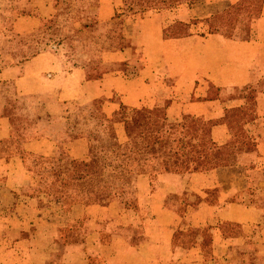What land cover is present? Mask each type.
<instances>
[{
    "label": "crops",
    "instance_id": "1",
    "mask_svg": "<svg viewBox=\"0 0 264 264\" xmlns=\"http://www.w3.org/2000/svg\"><path fill=\"white\" fill-rule=\"evenodd\" d=\"M113 1L99 0L97 18L100 23L123 21L124 48L104 52L99 60L92 50L100 45L91 39V50L77 53L74 60H63L47 50L0 69V82L11 83L19 97L45 100L35 117L34 102L20 109L8 106L0 96V213L11 209L14 223L23 226L19 220L23 217L27 224L18 228L14 239L29 242L34 248L28 252L44 255L31 264H50L57 258L55 242L61 239L66 215L45 193L46 188H55L54 181L28 171L20 154L53 158L62 146L70 159L85 158V136L62 137L68 125L61 105L98 101L106 147L128 141L124 123L134 113L139 122L133 131V148L151 144L160 128H180L187 119H200L193 135L195 170L185 177L167 173L154 180L139 177L132 205L120 197L121 207L110 200L104 206L85 207L88 232L80 244L65 248L60 263L185 264L202 259L204 264H257L264 257V111L257 120L261 131L251 158L225 167L215 164L232 155L231 135L218 119L225 110L245 104L227 95L264 77V0H185L136 20L119 13L120 3L113 5ZM239 6L243 13L230 15ZM19 18L31 23L32 32L36 29L34 17ZM218 26L222 27L216 31ZM245 27L247 39L224 34L241 33ZM96 64L112 67L100 77L88 78L94 71L90 66ZM257 103L258 109L264 105V93ZM6 108L14 119L25 117L23 124L13 125ZM24 131L33 138L20 145L17 155L8 152ZM89 160L90 168L94 165L91 170L102 167L97 155ZM31 188L41 192L27 195ZM78 218L79 214L74 219ZM4 221L10 223L8 218ZM224 226L236 227L235 232ZM23 231L27 236L21 238ZM205 231L211 235L208 244ZM178 232L188 235L177 238ZM204 257L210 261L205 263Z\"/></svg>",
    "mask_w": 264,
    "mask_h": 264
},
{
    "label": "trees",
    "instance_id": "2",
    "mask_svg": "<svg viewBox=\"0 0 264 264\" xmlns=\"http://www.w3.org/2000/svg\"><path fill=\"white\" fill-rule=\"evenodd\" d=\"M141 1L123 0L125 11L127 13L137 12ZM238 12L240 14L243 13L241 6L235 8V10L233 9L230 15L234 13L238 14ZM222 21L224 20L222 19ZM232 26H230L231 29ZM221 27L218 26L215 30L218 31ZM247 30V27H245V31L241 33H235L233 30L227 31L224 34L230 38L247 39L250 37ZM101 73L95 77L90 76V73L87 76L88 78H96L100 77ZM230 91L234 93L227 95L228 99L244 100L245 104L240 108L225 110L223 116L218 119L227 126L231 135L230 146L232 148V155L218 160L215 164L216 167L247 162L251 158V155L255 153L257 138L260 137L261 129H259L257 120L260 117V112L264 111V105H261L260 109H258L257 98L261 93H264V77L263 80H253L246 87L234 88ZM34 97L36 96H31V98ZM19 98L23 101L30 99L26 97ZM7 103L8 106L12 104L13 106H18L20 109L23 107L26 109L25 102L23 104L18 103L17 105L14 104L16 102L7 101ZM91 105L94 108L89 112V118H91V121H94L93 125L100 127V122L103 120L102 114L99 111L100 102L95 101ZM81 111L80 115L84 117ZM5 114L9 118L11 117V123L15 126L21 125L24 122L25 117L20 120L19 116H17L14 119L9 108L5 109ZM30 114L27 115L30 116ZM121 114L124 116V109H121ZM33 116L36 117L38 115ZM138 122V113H134L131 119L124 123L128 141L110 148H106L101 137L98 136L100 130L92 128L94 135L90 132L83 135L88 140L87 155L83 159L45 158L27 153H21L20 157L29 171L37 175H48L54 179L57 203L66 217L74 208H84L99 204L104 198H109L110 196L124 195L127 204L132 205L136 202V182L139 176L149 175L150 173L158 175L167 173L185 177L195 170L194 159L196 150L194 148L193 135L194 127L200 123V119H188L180 128H160L156 130L151 144L140 148H133L131 140L133 138L134 127ZM211 123H209V126ZM77 127L76 124L67 126L62 137L67 140L80 137L82 133L78 132ZM2 150L3 146L0 144V156ZM96 154L102 155V167L99 170L93 171L89 166L87 158ZM129 188L132 189V193H129ZM69 204L71 205L67 206ZM81 220L82 218L79 217L72 222V220L67 218L65 228L68 231H77L80 234L78 229L82 232ZM70 224H74V229H72ZM87 232L88 227L86 226L83 235L85 236ZM178 234L180 235L178 238H181L183 235H188V232H178L177 236Z\"/></svg>",
    "mask_w": 264,
    "mask_h": 264
},
{
    "label": "rangeland",
    "instance_id": "3",
    "mask_svg": "<svg viewBox=\"0 0 264 264\" xmlns=\"http://www.w3.org/2000/svg\"><path fill=\"white\" fill-rule=\"evenodd\" d=\"M183 1L185 0H142L138 11L130 13L125 11L123 0H114L112 4L117 5L120 3V5H118L119 13H122L125 17L136 20L149 13L170 10L179 5V3L181 4ZM98 5L99 0H0V69L10 65H18L36 54L47 50L56 52L63 60L66 58L67 60H74L78 55L77 53L81 51L89 52L91 50V39L94 43L100 45L99 48H96L94 51L92 50L94 58L99 60H101V55L104 52L112 50L117 51L124 48L127 44L121 33L123 21L100 23L97 18ZM22 16L34 17L36 19L37 27L33 32V26H31V23L22 21L19 18ZM11 41L19 42H16L14 45L13 43H9ZM8 44H10V47H8ZM111 67L112 66H103L100 64L90 66V70H94V73H90V76L95 77ZM115 68L120 69L122 66L114 67L112 69ZM230 92L231 94L234 93L232 91ZM0 96H4L8 102H16L14 103L16 105L18 103L23 104L24 102H34L38 108L34 115H38L42 112L45 101L42 97H34L23 101L16 94L11 83L0 82ZM39 108L41 109L39 110ZM61 108V116L66 119V121L63 122L67 123L68 127L76 124L80 134L82 133V135H84L90 132L94 135L92 128L95 130H101L103 120L100 122L101 125L99 127L93 125L94 121L92 120V122L90 120L91 118H89L88 114L94 108L91 104L78 106L76 103H71L61 105ZM80 111L83 112L82 114L84 117L80 115ZM99 111L101 112L100 105ZM31 115L33 114L31 113L30 116ZM108 132L104 136L107 142L110 134H108ZM98 136H100L103 141L102 134L100 133ZM31 137L32 135H30L29 132H22L16 139L17 144H14V150L10 148L8 152H13L17 155L20 150L19 148L21 147L20 145L25 141L30 140ZM103 144L106 147L104 141ZM97 156L99 161H102V155L98 154ZM90 157L91 156L87 158L88 162H90ZM53 158H69V156L67 155L66 150L61 146L59 151H57L56 156ZM90 163H92V160ZM92 166L91 168L94 169ZM157 175L158 174L156 173H150L147 176L154 180ZM54 189L56 190V186L55 188H46L45 193L50 200L57 201ZM40 192V189L31 188L26 194L38 196ZM129 193H132V189L130 188ZM120 197L126 199L124 195L110 196L109 198H104L99 204L94 205L104 206L105 203L110 200L114 201L115 204H118L121 207L124 200L120 199ZM70 205L71 204L67 206ZM84 208H74L69 215H67L66 219H73L74 222L75 216L79 214V217L82 218V232L78 229L80 233L78 234L77 231H68L63 227V230L61 231V239L55 242V247L58 250L56 252L57 258H55L50 264H61V253L65 251V248L80 244L83 241L84 228L87 226L88 219L84 212ZM12 212L13 210L7 209L5 212L0 213V264H31L33 259L43 258L44 255H42L41 252H28V250L33 249L34 247L30 246L29 242L26 240H21V242L18 243V239H14L15 236H19L18 228L22 227L23 229L27 224H25L26 220L23 217L19 218V220L22 221L21 224H23V226L19 225V223H14V220L11 217ZM63 215L65 216L64 213ZM4 218H8L10 223H7L8 221L5 222ZM70 226L74 229V224H70ZM224 227L225 230H232L231 232H235L236 229V227L232 226ZM207 232L208 231L203 232L205 244H208L209 237H211L209 232ZM25 236H27V232L23 231L22 234L20 233L21 238ZM178 237H180L179 234L177 238ZM41 243L45 244V242ZM209 261L208 257H204L205 263H208ZM187 263L204 264L202 259L194 261V263ZM257 264H264L263 256L260 257Z\"/></svg>",
    "mask_w": 264,
    "mask_h": 264
}]
</instances>
